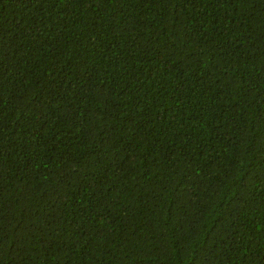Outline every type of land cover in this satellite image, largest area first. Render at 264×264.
<instances>
[{
  "label": "trees",
  "instance_id": "trees-1",
  "mask_svg": "<svg viewBox=\"0 0 264 264\" xmlns=\"http://www.w3.org/2000/svg\"><path fill=\"white\" fill-rule=\"evenodd\" d=\"M0 264H264V0H0Z\"/></svg>",
  "mask_w": 264,
  "mask_h": 264
}]
</instances>
